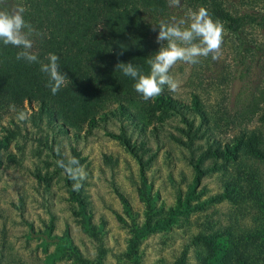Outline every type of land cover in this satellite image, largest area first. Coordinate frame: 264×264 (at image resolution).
<instances>
[{
    "label": "rangeland",
    "instance_id": "obj_1",
    "mask_svg": "<svg viewBox=\"0 0 264 264\" xmlns=\"http://www.w3.org/2000/svg\"><path fill=\"white\" fill-rule=\"evenodd\" d=\"M197 9L169 1L159 23L173 17L188 21ZM243 37L264 49V29L249 28ZM234 45L225 31L219 59L209 55L194 65L178 62L171 74L180 81L179 88L164 89L174 106L153 104L141 128L113 116L112 105L94 127L82 125L78 132L60 130L44 119L33 122L35 105L27 100L23 110L1 105L0 264H80L57 254L50 237L63 234L92 264H172L181 254L186 264H197L202 249L192 242L196 233L234 223L257 227L261 222L254 219L255 210L239 199L235 185L227 184L239 154L227 152L226 145L244 127L264 136V54L239 65ZM195 99L211 115L224 113L226 120L215 136L207 134ZM248 108L249 120L228 122L235 110ZM22 111L24 120L18 118ZM73 158L86 172L85 179L72 178ZM244 161L257 169L264 184V160ZM195 163L204 169L198 176ZM76 183L82 185L79 190ZM144 197L162 219L138 236L133 253L129 241L132 228L145 220ZM80 208L97 239L80 227ZM221 247L220 254L230 246Z\"/></svg>",
    "mask_w": 264,
    "mask_h": 264
},
{
    "label": "trees",
    "instance_id": "obj_2",
    "mask_svg": "<svg viewBox=\"0 0 264 264\" xmlns=\"http://www.w3.org/2000/svg\"><path fill=\"white\" fill-rule=\"evenodd\" d=\"M170 0H15L25 9L24 18L40 34L34 50L41 61L47 62L49 53L59 57L61 70L69 81L55 95L48 87V77L40 71V65L17 60L19 49L0 43V106L19 105L24 100L34 103L33 122L44 119L46 124L60 130L78 132L82 125L92 128L97 120L105 117V109L112 105L113 116L130 120L137 128L144 126L153 104L174 106V100L163 92L145 100L133 87L134 81L125 76L117 62H132L144 72L149 70L147 59L158 46L153 39V26L166 14ZM193 7L205 8L213 20L223 23L235 45L237 63L243 65L248 58L264 54L263 46L246 40V30L264 29V0H180ZM165 89V88H164ZM199 117L205 122L210 137L219 129L220 115L207 112L198 99L193 104ZM186 108V107H185ZM249 108L235 110L228 122L239 124L249 120ZM264 114V113H263ZM264 121V115L261 117ZM232 137L226 150L233 156L239 154L234 164L235 175L229 176L228 185L237 187L239 199L255 210L254 219L261 222L251 229L243 225L227 224L209 232H198L193 243L202 251L197 264H264V184L256 168L244 163L246 158L264 160V136L258 129L240 128ZM236 154V155H235ZM198 176L204 169L193 165ZM227 167H225L226 169ZM79 200L77 195L74 196ZM145 200V220L134 226L129 250L134 253L137 238L161 220L160 211L152 209ZM80 227L97 239L95 227L88 221L84 210L77 211ZM160 224V223H159ZM45 236L51 235L48 232ZM58 246L59 256H72L80 264H92L80 257L66 235L50 237ZM221 243L230 247L221 252ZM99 248V255L102 254ZM184 254L172 264H186Z\"/></svg>",
    "mask_w": 264,
    "mask_h": 264
},
{
    "label": "clouds",
    "instance_id": "obj_3",
    "mask_svg": "<svg viewBox=\"0 0 264 264\" xmlns=\"http://www.w3.org/2000/svg\"><path fill=\"white\" fill-rule=\"evenodd\" d=\"M180 0H170L172 6H178ZM25 9L16 4L15 0H0V43L11 45L19 51L17 60H24L29 64H39L40 71L48 77V87L53 95L66 86L69 81L66 73L61 70L59 57L53 53L47 56V62L40 60L34 50L35 40L39 33L35 27L24 18ZM158 30V31H157ZM157 31L156 43L159 45L154 55L147 59L149 70L144 72L132 62H117L116 68L130 77L133 87L143 99L149 100L159 96L165 86L170 91H176L180 81L171 74V69L178 63H199L200 57L212 56L213 60L219 59L224 39V25L218 20H213L209 12L200 7L192 12L188 21L173 17L171 22L161 21L158 26H153ZM19 119L27 118L25 112L19 114ZM63 165V162H58ZM75 166L72 172L74 180L86 178V172L73 158L69 161ZM82 185L76 183V190Z\"/></svg>",
    "mask_w": 264,
    "mask_h": 264
}]
</instances>
